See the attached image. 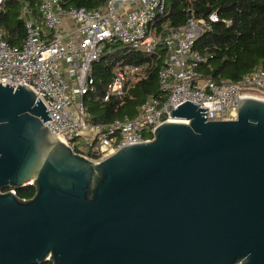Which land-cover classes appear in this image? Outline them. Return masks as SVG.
Segmentation results:
<instances>
[{"label":"water","instance_id":"obj_1","mask_svg":"<svg viewBox=\"0 0 264 264\" xmlns=\"http://www.w3.org/2000/svg\"><path fill=\"white\" fill-rule=\"evenodd\" d=\"M238 102L225 121L171 104L188 122L96 162L30 87L0 83V264H264V101Z\"/></svg>","mask_w":264,"mask_h":264},{"label":"built area","instance_id":"obj_2","mask_svg":"<svg viewBox=\"0 0 264 264\" xmlns=\"http://www.w3.org/2000/svg\"><path fill=\"white\" fill-rule=\"evenodd\" d=\"M187 1V20L180 26L164 19L168 0H107L97 9L40 0L37 16L24 3L23 45L10 44L0 31V83L14 89L30 87L52 118L47 123L50 132L59 133L74 153L96 162L125 146L154 140L159 126L176 120L167 109L171 104L176 108L190 101L208 107L207 121L235 120L238 97L264 101V66L239 82L204 77L200 68L207 56L197 48V41L220 19L217 13L198 16L193 0ZM4 3L0 0V7ZM118 42L142 53L146 61L117 62L104 101L129 96L159 60L163 63L158 82L166 99L149 98L135 117L94 123L84 103V97L95 90L93 65L106 46Z\"/></svg>","mask_w":264,"mask_h":264},{"label":"trees","instance_id":"obj_3","mask_svg":"<svg viewBox=\"0 0 264 264\" xmlns=\"http://www.w3.org/2000/svg\"><path fill=\"white\" fill-rule=\"evenodd\" d=\"M66 6L97 9L107 0H64ZM40 0H5L0 7V31L12 45L21 47L27 37V29L21 18L23 4L31 6L38 15ZM187 0H168V14L164 18L172 26H180L187 20ZM200 17L217 13L220 21L198 41L197 48L207 56L200 68L204 77L214 80L239 82L242 77L264 66V0H193ZM140 64L146 57L122 43L105 47L104 54L93 65L95 90L84 97L88 117L94 123H108L124 116L135 117L140 108L151 97L166 99L160 90L158 70L163 61L149 70L147 79L136 83L129 96L124 99L111 98L104 101L108 84L113 79L117 62ZM35 188L28 186L17 191L19 197L30 199ZM42 264H53L46 261Z\"/></svg>","mask_w":264,"mask_h":264},{"label":"bare ground","instance_id":"obj_4","mask_svg":"<svg viewBox=\"0 0 264 264\" xmlns=\"http://www.w3.org/2000/svg\"><path fill=\"white\" fill-rule=\"evenodd\" d=\"M174 122H186V120H183V119H177V120H174Z\"/></svg>","mask_w":264,"mask_h":264}]
</instances>
